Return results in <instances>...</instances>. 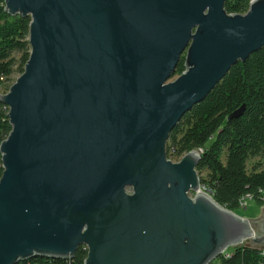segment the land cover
<instances>
[{
    "label": "water",
    "instance_id": "95a60500",
    "mask_svg": "<svg viewBox=\"0 0 264 264\" xmlns=\"http://www.w3.org/2000/svg\"><path fill=\"white\" fill-rule=\"evenodd\" d=\"M5 0L31 19L24 73L0 94V264H212L255 223L204 191L199 151L170 133L230 69L264 48V0ZM184 72L172 80L179 63ZM244 107L229 120L239 117Z\"/></svg>",
    "mask_w": 264,
    "mask_h": 264
},
{
    "label": "trees",
    "instance_id": "16d2710c",
    "mask_svg": "<svg viewBox=\"0 0 264 264\" xmlns=\"http://www.w3.org/2000/svg\"><path fill=\"white\" fill-rule=\"evenodd\" d=\"M250 0H226L225 10L231 15L248 12ZM31 19L11 17L0 0V94H6L22 75L30 57ZM184 60L176 75L184 72ZM244 107L242 114L229 117ZM9 108L0 103V144L12 127ZM191 151H199L197 171L203 189L222 207L238 213L248 201L264 207V48L246 62L234 65L224 79L201 103L195 105L170 133L167 143L169 159H182ZM254 162L252 168L249 163ZM206 172L207 177L202 178ZM3 174L0 154V179ZM88 251L80 246L74 259L36 257L19 264H84ZM212 264H264V248L249 243L233 248Z\"/></svg>",
    "mask_w": 264,
    "mask_h": 264
},
{
    "label": "rangeland",
    "instance_id": "374dc122",
    "mask_svg": "<svg viewBox=\"0 0 264 264\" xmlns=\"http://www.w3.org/2000/svg\"><path fill=\"white\" fill-rule=\"evenodd\" d=\"M178 75H175V77L172 79L174 80L175 78H177ZM17 78H19V74H15L14 77H13V81H16ZM173 161H179V160H176V159H172ZM254 162H250L249 163V168L251 169L252 166H253ZM207 177V173L204 172L202 173V178H206ZM246 208L245 210H242L238 213H236L237 215L243 217V218H246V219H249L251 222L255 223V226H256V229H257V234L260 233V230H259V226L258 224L256 223L257 221H261V220H264V207L259 209L257 208L256 206H254L253 204H249L248 206L244 207ZM228 254L233 252V249H230L227 251Z\"/></svg>",
    "mask_w": 264,
    "mask_h": 264
},
{
    "label": "built area",
    "instance_id": "2783aa9c",
    "mask_svg": "<svg viewBox=\"0 0 264 264\" xmlns=\"http://www.w3.org/2000/svg\"><path fill=\"white\" fill-rule=\"evenodd\" d=\"M241 206H242V207H246V206H248V201L243 202V203L241 204Z\"/></svg>",
    "mask_w": 264,
    "mask_h": 264
}]
</instances>
